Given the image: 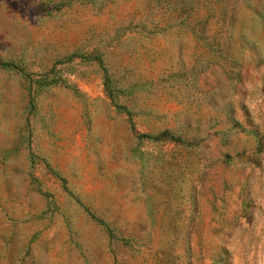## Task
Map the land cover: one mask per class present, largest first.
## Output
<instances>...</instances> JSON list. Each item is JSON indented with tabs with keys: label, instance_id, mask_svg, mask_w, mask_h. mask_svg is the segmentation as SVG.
Here are the masks:
<instances>
[{
	"label": "rangeland",
	"instance_id": "1",
	"mask_svg": "<svg viewBox=\"0 0 264 264\" xmlns=\"http://www.w3.org/2000/svg\"><path fill=\"white\" fill-rule=\"evenodd\" d=\"M2 63L0 264H264V0H0Z\"/></svg>",
	"mask_w": 264,
	"mask_h": 264
},
{
	"label": "trees",
	"instance_id": "2",
	"mask_svg": "<svg viewBox=\"0 0 264 264\" xmlns=\"http://www.w3.org/2000/svg\"><path fill=\"white\" fill-rule=\"evenodd\" d=\"M1 66H3V67H8V66H10L9 64H6V63H2V64H0ZM140 137H147V136H143V135H140ZM167 138V139H169V140H171V141H175V142H180V140L178 139V138H174L173 136H171L170 134H169V132H162L159 136H158V138ZM157 138V139H158Z\"/></svg>",
	"mask_w": 264,
	"mask_h": 264
}]
</instances>
